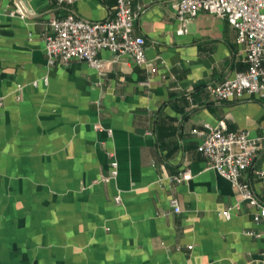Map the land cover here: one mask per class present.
<instances>
[{
  "label": "crops",
  "instance_id": "1",
  "mask_svg": "<svg viewBox=\"0 0 264 264\" xmlns=\"http://www.w3.org/2000/svg\"><path fill=\"white\" fill-rule=\"evenodd\" d=\"M132 1L153 71L108 51L101 70L48 65L51 20L106 22L116 0H0V264H264L257 209L225 218L240 192L198 150L206 124L261 138L241 181L264 204V98L211 94L248 68L237 31L201 13L178 36V0ZM20 6L25 18L8 16ZM109 153L118 177L101 183Z\"/></svg>",
  "mask_w": 264,
  "mask_h": 264
},
{
  "label": "built area",
  "instance_id": "2",
  "mask_svg": "<svg viewBox=\"0 0 264 264\" xmlns=\"http://www.w3.org/2000/svg\"><path fill=\"white\" fill-rule=\"evenodd\" d=\"M79 0H57L60 5H74ZM178 28L176 34L184 36L190 24L201 14L208 13L225 19L237 31V43L244 47L248 68L236 74L235 78L211 89L212 97L224 101L244 96L264 98V0H178L175 3ZM140 7L135 8L132 0H116L115 16L106 22H88L70 13L48 23L49 33L45 35V51L49 66L57 63L69 64L81 61L91 68L101 70L106 62L100 58L102 51H108L117 61L131 57L139 66L153 65L146 57L145 40L135 35L134 28ZM25 8L20 6L8 13L10 17L25 18ZM45 81H47L45 79ZM4 98L0 96V112ZM101 129L100 126H97ZM207 131L200 144L199 152L210 162V167L238 188L241 201L222 215L230 219L232 210L240 208L241 202H248L257 209L255 222L264 224V204L254 195L248 184L241 181L242 174L253 164L263 146L261 138H252L249 132L229 131L224 122L216 126L205 125ZM112 135L111 130L108 131ZM111 157L110 170L100 178L101 183H110L118 177V163ZM264 179V170L260 172ZM192 178L189 170L171 177L177 183ZM121 195L115 202L120 204ZM175 213L182 211L177 199H172Z\"/></svg>",
  "mask_w": 264,
  "mask_h": 264
}]
</instances>
